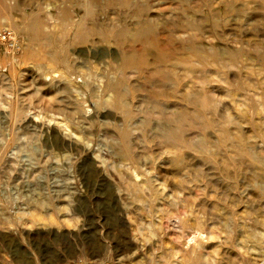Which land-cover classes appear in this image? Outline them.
Here are the masks:
<instances>
[{
  "label": "rangeland",
  "instance_id": "374dc122",
  "mask_svg": "<svg viewBox=\"0 0 264 264\" xmlns=\"http://www.w3.org/2000/svg\"><path fill=\"white\" fill-rule=\"evenodd\" d=\"M3 28L0 264H264V0H0Z\"/></svg>",
  "mask_w": 264,
  "mask_h": 264
},
{
  "label": "built area",
  "instance_id": "2783aa9c",
  "mask_svg": "<svg viewBox=\"0 0 264 264\" xmlns=\"http://www.w3.org/2000/svg\"><path fill=\"white\" fill-rule=\"evenodd\" d=\"M0 42L11 47L13 50H17L20 47L18 40L8 28L0 29Z\"/></svg>",
  "mask_w": 264,
  "mask_h": 264
},
{
  "label": "bare ground",
  "instance_id": "6f19581e",
  "mask_svg": "<svg viewBox=\"0 0 264 264\" xmlns=\"http://www.w3.org/2000/svg\"><path fill=\"white\" fill-rule=\"evenodd\" d=\"M91 49H92V48H91ZM26 53H27V52H26ZM105 82H106V81H105ZM103 90H104V89H103ZM121 106H122V105H121ZM121 106H120V107H121ZM123 106H124V105H123ZM157 106L161 107V105H159V103H157ZM120 107H119V108H120ZM160 111H161V110H160ZM125 112H126V111H125ZM165 130H166V128H165V125H164V127H163V132H164ZM53 134H54V133H53ZM164 134H165V133H164ZM173 135H174V133H173ZM194 236H195V234H194V235L192 234L191 237H189L188 241H189V240H192V239L194 238Z\"/></svg>",
  "mask_w": 264,
  "mask_h": 264
}]
</instances>
